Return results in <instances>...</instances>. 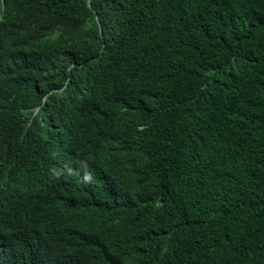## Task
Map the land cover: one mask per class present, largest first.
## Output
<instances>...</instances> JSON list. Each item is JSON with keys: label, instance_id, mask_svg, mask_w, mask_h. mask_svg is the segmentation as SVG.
<instances>
[{"label": "trees", "instance_id": "16d2710c", "mask_svg": "<svg viewBox=\"0 0 264 264\" xmlns=\"http://www.w3.org/2000/svg\"><path fill=\"white\" fill-rule=\"evenodd\" d=\"M0 264H264V0H0Z\"/></svg>", "mask_w": 264, "mask_h": 264}, {"label": "clouds", "instance_id": "9594fccd", "mask_svg": "<svg viewBox=\"0 0 264 264\" xmlns=\"http://www.w3.org/2000/svg\"><path fill=\"white\" fill-rule=\"evenodd\" d=\"M39 107L40 106H37L35 109H34V113L37 112L39 110Z\"/></svg>", "mask_w": 264, "mask_h": 264}]
</instances>
